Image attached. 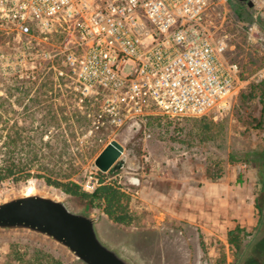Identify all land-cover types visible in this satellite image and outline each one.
Here are the masks:
<instances>
[{
  "label": "rangeland",
  "instance_id": "1",
  "mask_svg": "<svg viewBox=\"0 0 264 264\" xmlns=\"http://www.w3.org/2000/svg\"><path fill=\"white\" fill-rule=\"evenodd\" d=\"M225 6L220 31L242 77L230 106L217 117L133 120L96 130L102 100L77 93L70 69L60 76L47 65L33 79L26 76L30 69L19 77L22 69H12V59L5 68L0 64V151H6L10 135L17 140V159L32 167L30 177L0 183V200L35 189L63 199L73 211L94 213L102 241L134 264H264V226H258L255 209L264 191L254 167L242 161L264 150V125L245 124L246 117L259 116L260 94L251 87L264 81V18L235 0ZM254 26L261 33L257 38L251 36ZM39 36L58 41L56 35ZM15 47V34L0 28V52L11 54ZM112 140L124 151L103 173L94 162ZM32 148L40 151L39 162L27 161ZM38 175L75 182L86 192L93 191L89 182L96 188L104 178L127 194L133 222L119 225L100 208L87 211ZM237 226L244 229L239 249L228 240ZM36 248L64 264H83L37 235L0 231V264H19L13 251L31 254Z\"/></svg>",
  "mask_w": 264,
  "mask_h": 264
},
{
  "label": "built area",
  "instance_id": "2",
  "mask_svg": "<svg viewBox=\"0 0 264 264\" xmlns=\"http://www.w3.org/2000/svg\"><path fill=\"white\" fill-rule=\"evenodd\" d=\"M231 0H0V28L15 34L2 68L35 78L70 69L74 89L99 96L95 129L226 112L241 83L220 19ZM264 18V0H252ZM253 38L261 35L254 26ZM40 34L56 35V44ZM46 37V36H45ZM57 63V66H55ZM87 189L94 190L93 183Z\"/></svg>",
  "mask_w": 264,
  "mask_h": 264
},
{
  "label": "water",
  "instance_id": "3",
  "mask_svg": "<svg viewBox=\"0 0 264 264\" xmlns=\"http://www.w3.org/2000/svg\"><path fill=\"white\" fill-rule=\"evenodd\" d=\"M236 1L253 7L252 0ZM123 151L119 142L110 141L96 157L95 166L107 172ZM0 231L37 235L83 264H134L102 241L94 213L73 211L63 199L35 189L0 200Z\"/></svg>",
  "mask_w": 264,
  "mask_h": 264
},
{
  "label": "trees",
  "instance_id": "4",
  "mask_svg": "<svg viewBox=\"0 0 264 264\" xmlns=\"http://www.w3.org/2000/svg\"><path fill=\"white\" fill-rule=\"evenodd\" d=\"M251 88L253 92L255 91L257 94H260L259 116L246 117L245 124L258 129L262 128L264 125V81L257 85H252ZM249 96L255 97L254 93H250ZM244 98H246V96ZM154 119L159 120L160 117L156 116ZM16 141V138L9 135L6 141V151L4 153L0 151V154L2 155V158L0 159V183L8 179L17 182L31 176V165H29V163H22L20 159H17L16 153L12 150ZM29 144L30 142L27 141L26 145L29 146ZM32 147H34L33 144ZM39 152V150L32 148L26 154V156H30L31 154L32 158L29 159L28 157L27 161L39 162ZM242 161L254 167L261 189L264 191V150L257 152L252 158L246 156ZM41 170L45 171L47 169ZM38 176L42 177L48 185L60 188L72 199L83 203L87 211L93 208H100L109 220L119 225L128 226L133 222V216L131 215L127 204V194L119 186L106 182L104 178L99 179L98 186L92 192H86L75 182H63L57 179H52L47 175ZM255 209L257 210L259 217L258 226H264V202L261 203L258 197L255 199ZM240 233H244V229L239 226L228 233L229 242L237 249L243 244V240L240 238ZM13 258L19 261V264H64L58 257L38 248L34 249L31 254L26 252L19 253L15 250L13 251Z\"/></svg>",
  "mask_w": 264,
  "mask_h": 264
}]
</instances>
